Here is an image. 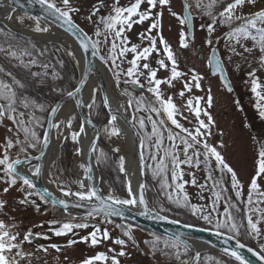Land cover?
I'll list each match as a JSON object with an SVG mask.
<instances>
[{
  "label": "snow or ice",
  "instance_id": "obj_1",
  "mask_svg": "<svg viewBox=\"0 0 264 264\" xmlns=\"http://www.w3.org/2000/svg\"><path fill=\"white\" fill-rule=\"evenodd\" d=\"M13 3H18V0H9V6ZM34 3L41 6L44 15H28L24 16L14 15L16 8L12 7L11 11L5 16V19L18 21L19 25L23 26L27 21L32 24L28 25L30 30L34 33H48L50 25L54 22H60L67 26V31L72 33L79 42V47L88 52L91 49L93 56H98L99 60L105 64L110 65L109 70L113 71L117 86H119L121 76L125 84H131L140 89H145L152 94L153 101L147 100L143 95L139 98L134 97L132 92L128 90L123 91V95L128 96L127 107L131 108L135 105V112L155 113L157 116H166L167 121L171 122L179 132H174L170 127H166L165 119L156 120L151 115L146 117L151 124V132H144L146 128L145 117H138L133 114L131 120H126V123L132 125L133 128L138 124L139 131L135 133L140 138V148L144 149L146 140L149 148H155L156 152L150 154L149 159L156 161L152 168L153 176H160L170 171V184L165 176L163 187L174 188L177 195L173 197L168 195V199L177 207L188 208L195 215L203 213V208L195 204H190L189 196L184 192L185 184L183 181L185 174L182 165H187L189 168H200L204 166L208 170L212 166L214 160L219 172L230 174L231 187L235 190L237 199L244 195V184L241 182L237 172L229 165L224 155L218 148L208 142L207 137L211 136V128L214 126V120L211 114L201 107V101H204L206 108H211L213 97L211 95V87L207 91V98L201 96H189L183 105H178L175 96L168 94L166 89H173L177 81H183L181 89L175 95L183 99L186 93H191L193 87L198 90L202 89L201 81L204 79L202 75L197 73L195 69H190L189 72H184L179 69V61L175 51L169 42L162 34V19L164 9L166 8L169 14L176 18L181 25L179 33V45L181 48H188L190 41L195 39L196 19L199 18L201 23L199 28L201 31H206L207 37L205 43L210 48V55L207 61L208 67L212 69L213 75H218L224 89L231 93L234 91L232 81L228 75V67L225 64L231 65L235 63L234 58H240L247 67V79L244 81L250 85V91L255 101L253 107L257 111L260 120L264 121V0H181V11L173 10L172 0H129L125 5L120 4V0H113V4L109 9L107 15H100L101 9L107 7L105 0H99L98 5H93V10L86 17L87 20L96 25L95 31L92 35L85 32L78 24L75 23L73 15L79 13L80 8L75 6L73 0H34ZM22 7V6H21ZM245 9H248L246 12ZM97 16L98 20L93 21L92 17ZM207 18V19H205ZM145 21H150L147 29L139 33L141 42L147 40L146 46L141 44L131 43L130 38L126 33L133 29L134 25L144 24ZM226 27L228 30L223 33V36H215L218 28ZM155 30V35L153 34ZM215 36V38H213ZM0 55L8 58L9 61H15L17 66L28 69V75L33 78H39L41 81L51 75L52 79H59V73L52 70L49 73V63L42 62L38 59L43 56L46 50L37 49L36 44L30 39H25L23 36L12 31L11 29L5 31L0 28ZM224 41L225 55L220 54V42ZM249 42L250 45H249ZM102 45L108 46L107 55L101 54ZM162 46V47H161ZM72 55L73 53H69ZM131 54V59H129ZM161 58L155 60L153 66L152 58L154 56ZM119 61V63H117ZM127 63L128 67H122ZM255 65V66H253ZM35 67L42 69V71H31ZM242 65L235 64L234 71H241ZM164 70V76H158V73ZM82 78L74 90L66 91V96L69 99H74L77 107L84 106L81 99H76V95L81 93L82 86L87 84V79ZM190 76V80L187 77ZM143 78V82H142ZM165 86V87H162ZM26 83L18 79L11 71H6L3 66H0V126L6 128L9 135L5 137L0 148L3 152L0 153V183L4 187L0 189V197L7 196L12 190L22 193V197L18 200V204L22 206H35L39 211L40 206L35 199L37 197L44 204L51 202L53 205L60 204L65 209L69 207L65 199H55L50 197L53 194L47 189L39 190L34 183V178L39 177L42 172V165H32L33 157L28 154L29 149H36L41 143V136L38 135L36 127L43 126L42 120L37 117V110L40 112L46 111L45 105L38 103L35 99L25 95ZM239 105V100L236 101ZM96 104L95 95L91 97V103L86 106L91 110ZM104 105L109 108L110 105L107 97L104 98ZM60 106L51 107L49 115L55 117L60 110ZM121 108H125L123 104ZM181 108L192 114L195 119V126L193 128L185 127L177 118L182 117L188 120ZM127 111V108H125ZM206 117L202 119L201 116ZM74 117L66 121L53 122L52 119L47 121L49 129H56L60 132L62 125L68 129L72 128V120ZM118 114H110V118L105 125L103 132L109 137L119 138L122 134V129L117 125ZM87 124L92 121L88 119ZM191 123V121H189ZM250 127V125H246ZM94 127V125H93ZM21 135L23 139H21ZM82 136H86L84 123H81L78 131L71 132V138L74 142L79 143ZM165 138L171 142L170 146L165 148ZM99 133H96L95 138L89 146V159L92 154L97 153V140ZM255 140L256 138L253 137ZM179 140L177 144L176 141ZM42 150L40 157L44 155L43 149L49 146V132L45 131L42 136ZM259 143L258 155L256 160V169L252 175L247 186V199L245 201L247 208L245 216L247 220L246 228L254 237L264 235L260 224L264 222V186L260 181L264 180V142ZM182 146V147H181ZM221 147L223 145L221 144ZM18 148V157L12 158L10 150ZM202 149V150H201ZM82 149H77V154L82 153ZM114 151L119 152L116 148ZM163 155H160V152ZM183 154V159L180 154ZM19 154H23V159L19 158ZM203 157V159H201ZM106 159V153L100 150L96 155V163L99 164ZM119 168L121 172L125 171V158L119 157ZM144 152H140V167H145ZM170 166V167H169ZM84 169L85 178L91 179L89 175L92 172V167L88 165H80ZM193 177L191 183L195 186L197 181L195 174L189 172ZM211 172H209L208 179H211ZM222 179V177H221ZM183 181V182H180ZM51 182L56 183L53 179ZM80 189H85L84 182L76 181ZM214 184L219 185V181H213ZM140 195L137 197L133 195L131 183L128 185L129 198H121L114 192H109L106 196L101 195L94 187L85 190H78L73 192L70 188L60 186V191L64 197L75 196L78 201H88L91 203V211L88 212L87 217L82 222H63L58 228L50 229L56 236H66L68 234L75 235L76 229H89L92 231L86 235L79 236V239L73 238L68 240V246L71 247L77 243L89 244L95 248L101 244H111L119 246V251L115 247H109L107 252H97L95 255L83 259L80 264H121L119 257H124L128 253L125 249L129 242L133 245L136 240L133 235L132 225L114 224L111 219L113 216H124L125 209L131 210L142 206L143 210L138 212V215L151 217L153 210L149 208L148 202L143 195L144 185L140 186ZM201 188L204 185H200ZM216 200L213 201V208L207 213L202 214L201 218L208 224L213 223L212 212L217 211L215 205L221 199V193L215 192ZM8 205V200L0 198V212H3ZM73 206L82 207L80 203ZM234 204H226L223 211L224 219H216L214 227L218 230L216 234L223 235L220 229H227L229 233H234L239 236L240 228L244 225L236 222V217L233 215L231 208H235ZM160 211H167L160 207ZM240 211V209H237ZM103 216L97 224H90L89 219H95ZM254 215L256 218L254 219ZM156 218L165 220L166 216L157 214ZM75 218H73V221ZM177 223L178 221H172ZM52 224L59 223L58 221H51ZM102 224H114L116 228L121 230L122 236L113 238L111 231L108 228H102ZM18 228L16 224H6L0 220V264H32L33 252L24 249L25 243H31L34 234L31 229L24 233L14 231ZM248 234V233H246ZM45 239L49 237L44 236ZM233 236H228V239H233ZM161 238L155 236L151 241H145L152 249L153 256L157 251L164 255H169L164 249L169 247L177 249L175 255L176 259L180 260L179 248L181 244L185 250L188 249V244L181 241L179 237L171 240H165L164 248L158 247ZM227 242V241H225ZM245 245L237 240V247L243 248ZM52 248L60 251V246L53 244ZM260 253H256L261 260H264V244L260 245ZM47 252V248H38L37 251ZM252 251V249H248ZM228 252V249H225ZM111 253L112 255H109ZM240 261V264H247L244 258L238 251L232 250L229 253ZM199 254L197 253V256ZM181 264H187L186 261H181Z\"/></svg>",
  "mask_w": 264,
  "mask_h": 264
},
{
  "label": "rangeland",
  "instance_id": "obj_2",
  "mask_svg": "<svg viewBox=\"0 0 264 264\" xmlns=\"http://www.w3.org/2000/svg\"><path fill=\"white\" fill-rule=\"evenodd\" d=\"M59 2V0H57ZM207 0H205V3ZM73 3L75 6L80 8L79 13H76L73 15L74 19L79 22L86 30L87 32L92 35V33L95 31L96 25L89 20L86 19V17L91 13L93 10V5H98L99 0H73ZM129 3V0H120L121 5H127ZM173 3V10L180 12L181 11V0H172ZM113 4V0H105V5L107 7H104L101 9L100 15H107L109 12L110 7ZM247 12L248 9H245ZM14 15L17 16H24L25 13L23 12H16ZM207 19V18H205ZM93 21H97L98 17L93 16ZM15 26L22 28V30H30L28 25L32 24L31 21L25 22L23 26L19 25L18 21L12 20L10 21ZM150 21H145L144 24L134 25L133 29L126 33L128 37L130 38L131 43L134 44H147V40L141 42L139 39V33H141L143 30H146ZM196 29H195V39L190 41L189 47L184 49L181 48L179 45V33L181 31V25L179 24V21L172 17L167 9H164V15L162 19V26L163 31L165 32L169 42L172 44V48L175 51L178 61H179V69L184 72H189L190 69H195L197 73L202 75L204 79L201 81L202 89L198 90L193 87V90L191 93H186V97L188 96H201L204 97L205 100L207 98V89L210 86L211 87V95L213 97V103L211 108H207V111L211 114L214 120V126L211 128V136L207 137L208 142L218 148L219 151L224 155L226 161L229 163V165L237 172L238 177L240 178L241 182L244 184V195L243 197L237 199L235 196V190L231 187V180H227L224 173L220 172V175L216 176V178L208 179L209 170H205L204 166L202 165L200 168L196 169L195 179L197 181L196 185L194 186L191 183V180L193 177L189 175L190 182L189 186L187 187V194L191 198L190 204H195L197 206H200L203 208V213H197L195 214V219H197L201 224L209 227H214L216 219H224L223 217V211L226 204H234L236 207L231 208L230 211H232L233 215L236 217V222L238 224L244 225L240 228V235L243 236L244 239H246L248 242H250L252 245L259 247L261 244H264V235L260 237H254L246 228L247 220L245 216V211L247 208V205L245 203L247 199V186L250 182V179L252 175L255 173L256 169V160L258 155V149H259V143L264 142V121L260 120L257 114V111L253 107L255 101L253 99V95L250 91V85L246 84L244 81L247 79L246 73L250 69L247 67V65L240 60V58H234L235 63L228 65L227 60L225 58V64L228 67V71L230 73V77L233 82V88L234 91L229 93L226 89L222 86L218 75L214 76L211 74L210 68L208 67L207 61L209 58L210 48L205 43L207 33L206 31H201L199 28V24L201 23V20L199 18L196 19ZM7 30V29H6ZM228 29L226 27H220L218 28V31L215 33V36H223V33L226 32ZM215 36L213 38H215ZM33 43H36V47L40 45H44L42 50H46L44 56H39V60L42 62L49 63V73H51L52 70H55L57 73H59V79H52L51 75L49 77L44 78L43 81H41L39 78H33L28 75V69H20L19 66H17L15 61H9L8 58H5L4 56L0 55V66H3L6 71H11L13 74L16 75L18 79L23 80L27 87L25 91V95L29 96L32 99H35L38 103L44 104L46 111L40 112L37 110L36 115L42 120L43 126H37L36 131L39 136H42L43 128L45 127V124L48 121L49 112L51 107L55 105V103L63 98L66 94V91L72 90L76 87L80 73H79V66L77 62L73 59L72 55H70L69 50L61 45L60 43L53 41V40H47V41H37L33 38H29ZM251 42H249L250 45ZM200 45L201 48L198 49L197 45ZM220 53L222 56L225 55V49H224V41L221 39L220 42ZM108 53V46L102 45V52L101 54L107 55ZM198 53H202L204 57L201 59L198 56ZM49 54V55H48ZM129 59H131V54H129ZM159 59L155 54L152 58L153 66L155 65V60ZM119 63V61H117ZM239 63L242 65L241 71L236 72L234 71L235 64ZM108 68H110V65H107ZM255 66V65H253ZM122 67L127 68V63L123 64ZM18 73H23V76H19ZM31 71H42V69H38L33 67ZM115 71V70H113ZM113 71H110L112 76ZM165 73V72H164ZM166 74V73H165ZM115 78V77H114ZM190 76L187 77V79L190 80ZM126 79V77L121 76V80ZM143 82V78H142ZM183 81H177L175 88L166 89L168 94H172L175 96L176 103L178 105H183L185 103V97L183 99L179 98L175 94L178 93V91L182 87ZM116 83V80H115ZM147 87V85H146ZM165 87V86H163ZM122 92L125 90L124 88H121ZM129 92L133 93L134 97L139 98L141 95H143L147 100L153 101L154 98L150 93H144L143 91L138 92L134 91L132 89L128 90ZM129 98V97H128ZM239 100V105H237L236 101ZM96 104L93 109H89L92 118L96 121L98 127L100 128V137L97 142V153H94L95 160L96 155H98L100 150H103L104 153H106V159L102 160L101 163L97 164V172L99 176V185L102 187V189L106 192H114L119 197L125 196V190H124V179L122 174L119 173V163H118V155L116 151H114V147L112 146L111 138L107 136L103 129L105 125L107 124V121L109 119V111L104 106L100 92H98L97 97L95 98ZM202 107V106H201ZM132 111L135 115L138 117H145L146 122V128L144 129V132L150 133L151 132V124L147 121L146 117L150 115L148 112L140 111L135 112V105L132 107ZM181 111H183L185 116H188V120H184L182 117L179 116V120L182 124H184L185 127L193 128L195 126V119L187 112L185 109L181 108ZM153 113H151L152 116ZM74 117L72 120V128L71 131L78 130L80 126V120L81 117L79 113L76 111L73 113L71 118ZM153 117V116H152ZM202 119L206 120V117L201 116ZM153 119H155L153 117ZM191 121V123H189ZM250 125V127L246 126ZM135 129L139 131L138 124L136 125ZM174 132H177L176 129L171 128ZM55 136L57 138H60L63 136V143L61 146L60 154L55 159L51 170H50V178L51 180L56 181V185L60 187L61 185L66 186L72 190H85L80 189L79 184L76 183V181H80L77 179L75 174L71 171V165L72 161L74 159V155L76 154L77 146L72 141V138L70 135L66 134V127L62 125L60 132H58L56 129L54 130ZM9 135L6 131V128L3 126H0V144H2L5 137ZM253 137L256 139L254 140ZM23 139V136L20 137ZM43 143V142H42ZM170 143L166 138L164 141V147L167 148L170 146ZM221 144L223 147H221ZM146 146L148 145V141L146 140ZM42 144L40 143L36 149H29L28 154L35 158L41 148ZM182 147V146H181ZM202 150V149H201ZM146 155L148 157L150 154H154L156 152L155 148H149L147 146V149H145ZM3 152V149L0 148V153ZM10 155L12 158H16L18 156V148H13L10 150ZM23 157V154H19ZM160 155H163V152H160ZM147 157V160H148ZM203 159V157H201ZM84 164L81 162V165ZM118 164V165H117ZM156 161H153L149 159L146 161L145 166V189H146V195L147 199L152 202V205L156 207H163L164 209H167V213L172 214L179 213L180 211L184 210L188 213V208L182 209L180 207V210H178L177 206L174 205L169 199L168 195L171 194L173 197H176L179 193L174 190V188H165L163 187V182L165 179L166 174H162L160 176H153L152 174V168L155 166ZM215 166V163L212 162L211 168ZM210 168V169H211ZM217 168V167H216ZM222 177V179H221ZM167 178V177H166ZM168 182L171 184L170 177L167 178ZM213 181H219V185H216L213 183ZM261 185L264 186V180L260 181ZM200 185H204L203 188L200 187ZM0 189L2 187L0 186ZM157 191H160V194L156 193ZM215 192L221 193V199L216 203L215 207L217 211L212 212L213 217V223L208 224L206 223L202 218V214H207L212 208H213V201L216 200ZM156 193V194H155ZM162 193H164L162 195ZM180 195V194H179ZM22 197V193L16 192L15 190H12L7 196H3L0 198H4L8 200V205L5 207L3 212H0V220H3L6 224L12 225L16 224L18 228L13 229L14 231H20L21 233L26 232L27 230L31 229L34 234L36 233H45L50 234L51 237H54L52 233H50L48 225L53 218H60L61 221H65L67 218H72L74 216V213L68 212L65 213L62 210L58 208H53L49 206L48 204H44L42 201H40L37 197H32V199H35L37 201V204H39L40 209L39 211L36 210V207L33 206H22L18 204V200ZM224 200V201H223ZM264 206V205H262ZM237 209H240V211H237ZM58 212H57V211ZM192 214V212H190ZM191 218H194V216H190ZM256 216L254 215V219ZM114 224H119L118 221H115ZM114 224H106V228H110V231L112 233L113 238L122 236L121 230L119 228H116ZM104 225V224H103ZM260 227L262 231H264V222L260 224ZM37 230H39L37 232ZM76 230H85V231H91L92 228L89 229H76ZM75 230V232H76ZM227 230V229H226ZM138 233L137 235L140 236L141 241L143 242L145 251H147L149 254H151L148 250V244L145 243V241H151L154 239V237H151L152 234L148 233L147 231L137 229ZM82 232L81 234L76 233L74 236L78 238L79 236H83ZM248 233V234H246ZM73 235V234H72ZM38 237L42 238L41 235ZM60 240H66L69 239L71 236H58ZM149 237H151L149 239ZM131 242H129L128 247L125 249L128 253L124 257H120V262L122 264H165L167 263V259H174V255L167 256L166 259L163 257L161 258H155L153 255H151V258H145L141 256L140 251L134 247ZM146 246V247H145ZM45 248H47V252L44 251H37L38 247H36L32 243H25L24 249L29 252H33L34 256L32 257V264H67L68 261H71L73 264H80V262L92 255H95L96 251L98 249L104 248L106 252L108 251L109 247H115L117 251H119V246L111 244V242H108L107 244H101L97 247L93 248L89 244L84 243H77L75 245L69 246H60V251H57L56 249H52L49 245H45ZM134 247V248H133ZM184 247L181 245L179 248L180 252V260H177V264H180L181 261L185 258L184 253ZM173 251H177V249L173 248ZM168 252V251H166ZM189 253V251H187ZM208 253V252H206ZM217 253V252H215ZM220 254V253H219ZM110 255H112L110 253ZM176 256V255H175ZM208 256V260H209ZM217 259L218 255H216ZM216 258H213L209 260L210 264H214L213 261H215ZM187 261V260H185ZM189 261V259H188ZM108 264H111L109 261ZM218 264V263H216Z\"/></svg>",
  "mask_w": 264,
  "mask_h": 264
},
{
  "label": "water",
  "instance_id": "obj_3",
  "mask_svg": "<svg viewBox=\"0 0 264 264\" xmlns=\"http://www.w3.org/2000/svg\"><path fill=\"white\" fill-rule=\"evenodd\" d=\"M1 1H2V3H4L10 9V11H11L12 7H15L16 10L17 9H21V10H23V11H25V12L33 15V16H35V15L43 16L44 15V12H43L41 6L36 4V3H34V0H18V3H13L10 6H9V0H1ZM0 22L3 23L8 29H11L12 31H14V32H16V33H18L20 35H23V36H26V37L35 38V36L33 34L27 32L25 30H22L21 28H19V27L15 26L14 24H12L10 21L7 22L4 19H0ZM75 23L78 24L76 21H75ZM51 25H53L56 28L60 29L61 31L67 33L72 39L75 40V42L79 46V42L76 40L75 36L72 33L67 31V26L66 25H62L60 22H54ZM79 49L81 50L82 58H83V65L81 67L79 81L82 78H85V74H87L86 75L87 83H88L89 79L92 76H94L97 79V81L99 82V84H100L101 94H102L103 101H104V98L107 97L106 96V91H105L104 80H103L102 76L98 72V70H99L98 69V63L101 62V61L99 60L98 56H93L92 55L91 49H89L88 52H84L80 47H79ZM79 81H78L77 85H79ZM85 86L86 85L82 86V90L85 88ZM135 88H138V87H135ZM138 89H140V88H138ZM72 90H74V89H72ZM77 96H78V94L75 97L76 99H78ZM66 102L72 104L79 114H81L82 116H87V118L92 121V123L90 124V128L92 129V138L89 141L88 151H87V154H86V157H85L86 165H88V164L91 165L92 172L89 174L91 176V179H87V180H88L89 188L94 187L101 195L106 196L100 190L97 182H94V178L96 176V167H95L94 154H92L91 159H89V155H88L89 146H90L92 140L95 138L96 133H99V136H100V128L98 127L96 121L92 118L89 108H87L85 105L81 106V107H77L76 104H75V100L74 99H69L66 95L63 98L59 99L55 103L54 106H60V105L65 104ZM107 109H108L109 113L112 114V110L110 112L108 107H107ZM55 118H56V116L55 117H51L49 115L48 120L52 119V121L54 122ZM93 125H94V127H93ZM52 130L53 129H49L48 124H47L45 131L49 132V140H50V135L52 133ZM130 130H131V132L133 134L134 142H136L134 151H135L136 158H137L138 164H139L138 165L139 166L138 170H139V173H140V180H141V182L143 184L142 180H143L144 168L142 169L140 167V152L142 151V149L139 146L140 145V140H139V137L135 135L136 131L134 130V128L132 127L131 124H130ZM97 142H98V140H97ZM34 183L36 184L38 189H40V190L47 189L48 191H50L53 194V196L49 198L50 200L52 198H55L57 200L65 199L68 202V204H69V207L67 209H65L60 204H57V205H59L60 207H62L66 211H68V210L78 211L81 214H88V212L91 211V203L88 202V201H78V200H75V199L72 200V199H69V198H65V197H62V196L57 195L56 193H54L52 190H50L45 184H42V182H40V181H35ZM143 195H144V192H143ZM144 198L146 200L145 195H144ZM76 203H80L83 206L82 207L73 206ZM148 206H149L150 209L153 210V213H152L151 217L138 215V212L142 211L143 208H142V210H137V209H133V208L131 210H129V209L126 208L125 211H124V216L123 217H119V216H113V217L124 219V220H128V221H131V222L136 223L138 225H142V226H144L146 228H149L151 230L157 231V232H159V233H161V234H163L165 236L171 237L172 239H175L176 237H179L180 240L186 242L188 244V248H190L194 252V258H193V261H192L191 264H193L198 259L199 255H200V253L202 251L215 250V251H220V252L226 253L225 249H228V252L226 253L228 255H230L229 253L232 250L238 251L239 254L247 262V264H264V260H261L259 258V256L256 255V253H259V252L257 250H255L254 248L250 247L249 245L243 243L240 240H239V242L244 244L245 246L243 248H238L237 247V240H238L237 238L234 237L233 239H228V236H231V235H229V234H227L225 232H222L223 235H219L218 236L216 234L217 230L202 228V227H198V226H194V225H188V224L182 223L180 221H178L177 223H173L172 221H177V220H174V219H171V218H168V217L165 220L158 219V218H156L157 214L160 215V216H164V215L158 213L155 209H153L149 205V203H148ZM225 241H227V242H225ZM31 242L35 243L39 247H44V244H52V245L53 244H68L67 243L68 241L52 242V241H47V240L41 239V238L37 237L36 235L33 236ZM197 242H199V244H201V245L200 246H196L195 244ZM248 249H252V251H249ZM197 253L199 254L198 256H197Z\"/></svg>",
  "mask_w": 264,
  "mask_h": 264
},
{
  "label": "bare ground",
  "instance_id": "obj_4",
  "mask_svg": "<svg viewBox=\"0 0 264 264\" xmlns=\"http://www.w3.org/2000/svg\"><path fill=\"white\" fill-rule=\"evenodd\" d=\"M10 12V9L0 1V19H4L7 22L9 20L5 19V16ZM28 32H32L31 30H28ZM34 33V32H32ZM34 35L40 36L44 39L49 40H55L64 47H66L69 52L73 53L72 57L79 65V69L81 70V67L83 65V58L81 50L79 49V46L75 42L74 39H72L67 33L61 31L60 29L56 28L53 25H50V31L48 33H34ZM98 72L102 76L104 80L105 85V91L106 96L109 101L110 108L112 110V114H118V120L117 125L122 129V134L119 138L112 137L111 142L114 149L119 148L120 151L116 152L118 157L123 156L125 158V171L126 176L128 178V183H131L132 193L133 195H140V176L138 175V169L139 164L138 160L136 158V154L134 151L135 144L133 134L130 130V124L126 123V120H131V116L134 114L131 110V108L127 107L128 99L126 96L122 94V91L114 82L113 77L111 76L110 70L108 69L107 65L103 64L102 62L98 63ZM99 83L97 79L92 76L88 83L86 84L85 88L81 91L80 94H78L77 98L81 99L84 102V105L86 106L88 103H91V97L93 94L95 95V98L98 95L99 92ZM123 104L125 108H127V111H125V108H121L120 105ZM87 107V106H86ZM88 108V107H87ZM75 112V107L66 102L62 105L60 110L56 113V119L55 122L59 121H66L67 119L71 118L73 113ZM84 119V126H85V132L86 136H82L79 143L75 142L76 146L78 148H81L83 151L81 154H77L71 165V171L75 174V176L82 180L85 183H87V180L85 178L84 169L80 167L81 162L85 160L87 151H88V144L90 139L92 138V129L90 128V124H87L86 121L88 120L87 116H83ZM70 129L66 127V132L69 133ZM63 143V136L60 138H57L53 136L46 154L43 155V157L40 160L42 167V172L40 174V179L42 177V180L48 184L53 190L60 193V188L55 187L53 182H51L50 178V170L51 167L55 161V159L59 156L61 146ZM98 181V176H95L94 182ZM66 188V186H64ZM129 198V196H127ZM68 198H77L70 196ZM137 210H142V206L135 208ZM196 246H200L199 242L195 244Z\"/></svg>",
  "mask_w": 264,
  "mask_h": 264
},
{
  "label": "flooded vegetation",
  "instance_id": "obj_5",
  "mask_svg": "<svg viewBox=\"0 0 264 264\" xmlns=\"http://www.w3.org/2000/svg\"><path fill=\"white\" fill-rule=\"evenodd\" d=\"M163 25V24H162ZM162 34H163V36H164V38L169 42V40H168V38H167V36H166V34H165V32L163 31V29H162ZM169 44L172 46V44L169 42ZM159 57V56H158ZM160 58V57H159ZM165 75V73H164V71L163 72H160L159 74H158V76H164ZM172 90V89H171ZM150 115H151V113H150ZM152 116L156 119V120H160V119H164V117L163 116H157L155 113H153L152 114ZM166 127H168V125H166ZM170 167V166H169ZM168 176L170 177V181H171V173H170V171L168 172V173H166V177L168 178ZM172 182V181H171ZM0 186L3 188L4 187V185H3V183H0ZM156 193H158V194H160V191H157ZM155 193V194H156ZM164 193H162V195H163ZM48 205L49 206H51V207H53V208H55V206H53L52 204H50V203H48ZM33 207H35V206H33ZM57 211V210H56ZM58 212V211H57ZM103 219V217H97V218H95V219H91L90 218V220H94V223L95 224H97V223H99L100 222V220H102ZM52 221H58L59 223H57V224H52V223H49L48 225H46V226H48L49 228L48 229H54V228H58L59 226H60V223H62L63 221H61L60 220V218H53V219H51ZM71 220H73V218H71ZM77 221H81L79 218H75V220L73 221V222H77ZM123 224V223H122ZM104 225H106V224H104ZM103 224L101 225V227H103L104 226ZM109 230H110V228H108ZM39 230H37V232H38ZM50 231V233H52V235L54 236V237H51L50 236V234H45V233H42L41 234V236L42 237H44V236H47V237H49L50 239H58L59 237L58 236H56V235H54V233H53V231H51V230H49ZM76 231H80V230H76ZM151 237H154V236H151ZM151 237H149V239L151 238ZM139 240H140V242H139V245H138V243L137 244H135V246L134 247H136L139 251H140V253H141V256H143V257H145V258H151V255H153V253H152V249L149 247V245H148V248H149V252L151 253V254H149L147 251H145V248H144V245H143V242L141 241V239H140V236H139ZM133 247V248H134ZM146 247V246H145ZM158 247L159 248H161V249H163L164 247H161L160 246V244H158ZM171 247H169V248H167V249H164V251L166 252V251H168L167 253H169V255L168 256H171L172 255V250L170 249ZM52 249H54V248H52ZM126 251V250H125ZM164 256V254L163 253H161L160 251H157L156 253H155V258H161V257H163ZM166 257L167 256H164V258L166 259ZM166 262L167 263H165V264H177L176 262H172V259H167L166 260Z\"/></svg>",
  "mask_w": 264,
  "mask_h": 264
},
{
  "label": "trees",
  "instance_id": "obj_6",
  "mask_svg": "<svg viewBox=\"0 0 264 264\" xmlns=\"http://www.w3.org/2000/svg\"><path fill=\"white\" fill-rule=\"evenodd\" d=\"M0 28H4L5 29V31H7L6 30V28L3 26V25H1L0 24ZM0 39H2V37H0ZM26 39V38H25ZM36 44V43H35ZM37 45V44H36ZM38 46V45H37ZM43 46L44 45H40L39 47H38V49H40V50H42V48H43ZM36 55H37V57H38V59H39V54L38 53H36ZM49 55V54H48ZM20 69L22 70L23 68L22 67H20ZM32 70V69H31ZM23 71V70H22ZM17 74L19 75V76H23L22 74H24V72L23 73H18V71H17ZM189 215V214H188ZM188 215H185V217H183L184 219H186V220H188V218H189V216ZM228 231V230H227ZM238 237H240L241 239H243V240H246V239H244L243 238V236L241 235V236H238ZM250 243V242H249ZM251 244V243H250ZM187 251L188 250H184V253H185V256H183V257H190V253H187ZM216 255H218V258L219 259H217V257H216ZM208 256H210L209 257V260L211 259V261H212V259L213 258H216L215 259V261H213L214 262V264H216V263H218V264H240V262H238V261H236L235 259H232V258H230V257H228V256H225V255H223V254H219V253H215V252H208V253H204L202 256H201V259L199 260V262H198V264H210L209 263V260L207 259L208 258Z\"/></svg>",
  "mask_w": 264,
  "mask_h": 264
}]
</instances>
